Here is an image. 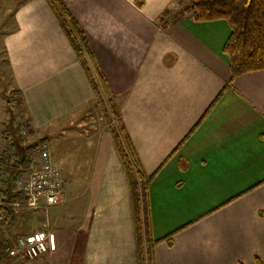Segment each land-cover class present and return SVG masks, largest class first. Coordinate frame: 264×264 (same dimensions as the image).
I'll return each mask as SVG.
<instances>
[{
    "label": "crops",
    "instance_id": "crops-1",
    "mask_svg": "<svg viewBox=\"0 0 264 264\" xmlns=\"http://www.w3.org/2000/svg\"><path fill=\"white\" fill-rule=\"evenodd\" d=\"M23 1L4 44L30 133L54 146L74 137L95 146L81 220L53 228L57 247L32 264H139L129 180L87 74L48 0ZM61 1L154 175L153 235L174 233L172 245H157L156 264L264 261V71L231 81L228 22L186 12L164 30L160 21L178 12V0ZM87 113L92 128L74 127ZM94 126L102 128L96 139Z\"/></svg>",
    "mask_w": 264,
    "mask_h": 264
},
{
    "label": "trees",
    "instance_id": "trees-1",
    "mask_svg": "<svg viewBox=\"0 0 264 264\" xmlns=\"http://www.w3.org/2000/svg\"><path fill=\"white\" fill-rule=\"evenodd\" d=\"M183 1L185 3L177 13L174 14L170 10L166 11V17L160 21L164 30L167 29L174 15H182L186 12H190L192 17L200 22L224 19L231 28L230 36L223 47L224 53L227 54L230 60L231 81L247 73L264 71V0ZM23 2L22 0L18 5H14L11 14L12 18H14L18 6ZM48 2L53 8L78 60L87 74L95 93V100L100 107L102 118L112 135L125 168L130 184L135 214L139 264H156L155 250L157 245L161 241H166L169 245H172L174 233L163 238H155L153 235L149 191L154 175H148L143 167L135 144L122 119L115 97L108 87L107 81L101 72L95 54L81 26L61 0H48ZM12 30H14V27ZM6 33L1 34L5 36ZM3 46L13 83L12 66L5 44ZM5 98L4 112L7 109L9 117L8 120H2L3 130L1 132V138L6 147L5 151L0 155V212L5 216V220L0 222V229H3L5 238L7 237V239L0 240V244L6 246L4 251L0 250V261H4L5 256H7L8 260H5L4 264H20V260L11 257L8 251V248L12 246L10 230L16 224L18 210L27 209L15 206L16 203L23 204L25 202L22 193L16 190L15 182L20 176L32 170L31 156L38 151L41 144L46 140L32 141L28 139V131L25 128L27 126L23 127V121L27 115V107L22 91L12 87L5 94ZM212 107L213 104L186 138L192 134ZM182 165L183 167L185 166L184 160L182 161ZM255 264H264V261L256 257Z\"/></svg>",
    "mask_w": 264,
    "mask_h": 264
},
{
    "label": "rangeland",
    "instance_id": "rangeland-1",
    "mask_svg": "<svg viewBox=\"0 0 264 264\" xmlns=\"http://www.w3.org/2000/svg\"><path fill=\"white\" fill-rule=\"evenodd\" d=\"M21 1L22 0H0V117L6 120H8L9 116L7 109L5 110L6 112H4L6 103L5 94L8 93L10 89H12L13 83L10 75L11 71L9 69V66L7 65L6 56L3 51L4 35L1 33L11 31V29L14 27L13 18L11 17L13 11L12 9L14 8V5H18ZM184 3L185 1L183 0H179L177 2L176 5L178 10L182 7ZM171 12L174 11L171 10ZM87 115H89V113H87ZM92 115L93 114L89 115L88 117L81 115V119H83V121H75L73 126L77 127L78 129H84L88 124L90 125V123L94 121ZM26 119L24 121L22 120L23 127L25 125L27 126L25 128L27 129L26 131H28V139L33 141L37 135H34L32 130L30 133V129ZM94 127L95 129L93 130V134H91L89 138L92 137L96 139L97 135L101 131L100 129L102 128H100V126ZM91 128L92 126L90 125V129ZM23 134L25 135L24 132ZM73 136L75 135L73 134L71 137ZM46 141L50 143L49 145L51 157L53 158L56 165L59 167L61 173L62 200L58 205L54 207L45 208L39 211H33L28 209L18 210L19 213L17 216L16 224H14L10 230V237H12V246H15L16 240L19 237L26 236L27 234H31L32 232L42 229L47 231H53L56 227L59 226H66L67 224L75 225L81 220V217L83 215L88 193L87 178L90 172L89 164L93 160L95 146H92V142H89L88 146H84L82 144L84 139L75 137L74 140L69 141L68 143H64L63 141L62 144H60V142L57 146H54V143H52L51 141ZM69 151H73V153H68ZM81 151L84 152L81 154ZM32 156H36L32 160L33 166L34 168H36V166H39L38 162L40 157L38 156L37 152ZM85 157H87V159L82 160ZM34 168L32 167V169ZM4 238L5 233L1 228L0 239ZM6 239L7 237L5 238V240ZM5 249L6 246L0 244V250L4 251ZM5 260H8L7 256H5L4 261ZM35 260L29 261L27 262V264H32ZM4 261H0V264H4Z\"/></svg>",
    "mask_w": 264,
    "mask_h": 264
},
{
    "label": "built area",
    "instance_id": "built-area-1",
    "mask_svg": "<svg viewBox=\"0 0 264 264\" xmlns=\"http://www.w3.org/2000/svg\"><path fill=\"white\" fill-rule=\"evenodd\" d=\"M25 132V131H24ZM50 143L44 141L37 154L39 166L20 176L15 182V188L25 198L23 204L16 203V207H25L28 210L39 211L58 205L62 200V180L59 167L54 162L50 153ZM36 156H31L32 160ZM33 165V162H32ZM5 216L0 212V222ZM58 245L53 231L38 230L21 236L16 240L15 246L8 248L13 258L22 264L51 253Z\"/></svg>",
    "mask_w": 264,
    "mask_h": 264
}]
</instances>
